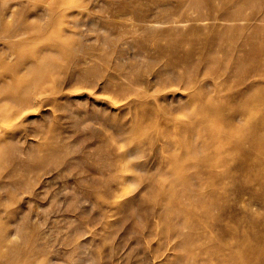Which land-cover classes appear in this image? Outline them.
Instances as JSON below:
<instances>
[{
  "label": "rangeland",
  "instance_id": "obj_1",
  "mask_svg": "<svg viewBox=\"0 0 264 264\" xmlns=\"http://www.w3.org/2000/svg\"><path fill=\"white\" fill-rule=\"evenodd\" d=\"M6 1L11 11L0 59L15 69L19 84L31 83L25 67L45 48L57 61L46 68L52 73L47 81L30 86V93L35 91L30 105L0 109V142L12 141L21 151L20 160L11 154L0 157V185H7L0 189V261L25 250L35 253L38 264H219L215 251L220 246H228V253L239 246L264 251V204H257L262 189L250 174L228 176L222 186H214L216 206L209 223L215 231L202 242V251L194 244L185 247L180 240H169L164 229L169 221H159L157 210L148 211L149 191L140 197V208L127 206L140 200L136 197L146 184L153 185L152 197L159 203L164 191L174 192L170 182L185 163L184 154L196 144H212L204 154L228 151L222 138L228 137L234 117L231 88L238 84V79L229 83L221 76L228 60L220 53L214 71L207 72L206 61L190 68L192 80L188 73L186 81L177 75L187 72L182 64L185 53L194 54L192 61L209 55L206 51L222 28L219 21H197L191 0H123V9L117 8L116 0ZM17 2L22 4L13 10ZM217 3L204 9L207 17L221 16L226 6ZM65 34L74 44L62 56L54 35ZM233 45L224 41L229 56L250 50ZM84 67L90 73L80 77ZM203 82L212 88L199 95ZM258 113L256 109L251 114ZM52 151L61 155L54 166L45 158ZM238 161V156L218 159L223 167L217 172L234 168ZM65 162L73 163L61 172ZM245 184L248 189L238 195ZM211 189L206 186L207 192ZM227 220L228 237L223 238L219 228ZM22 254L13 262H22ZM259 257L241 256L236 263L264 264V256Z\"/></svg>",
  "mask_w": 264,
  "mask_h": 264
},
{
  "label": "bare ground",
  "instance_id": "obj_2",
  "mask_svg": "<svg viewBox=\"0 0 264 264\" xmlns=\"http://www.w3.org/2000/svg\"><path fill=\"white\" fill-rule=\"evenodd\" d=\"M124 2L125 1H123V0H116L115 3L118 5L117 8H120V9L125 8ZM215 2H218L217 4L219 7L220 6H223V7L226 6L227 9H226V7H224V9L221 11L222 14L220 13L221 14L220 17H217V16L213 17V15H211L210 13L209 14L212 17L211 18L207 17L208 13L206 14L205 12H207V11H204V9L206 10L207 5L209 7L210 4L212 5ZM62 3H63V0H62ZM188 3L197 9V13H198V17L196 19L197 21L200 22V21H205V20L206 21L207 20H217L219 22H216V23H221L220 27H222V28H220L218 26L220 28V30L218 28L219 31H217L218 37L215 38L213 40V42L211 40L213 39V36H215V35L211 36L212 39L210 37V42H212L213 44L211 43L212 44L211 49L209 48L210 51H206V52H210L209 55L205 56L206 58L204 57L203 54H201L202 56L200 57V59L192 61L189 59H191L194 54L193 55H191V53H185L184 54V56H183L184 60H183L182 64H184L183 66L185 69L187 68V72L185 71L186 72L185 75L183 73L177 74L178 80L179 79L185 80L187 73L189 75V71L191 69L193 70V69L197 68V65L200 64L201 62H204V61H206L205 63H207V67H208V68L206 67L207 72H211V70L215 66L218 67L219 66L218 64H220V62H221V60H219V58L217 56H219L220 53L222 54V56H225L224 58H226L228 60V61H226L228 63V66L226 67L227 69L225 68L226 70L221 73V76L227 82H229L231 80L233 82V80L238 79L237 86L236 87L233 86L231 88V89H233V88L235 89V93L233 94V96H231L233 99L231 98L232 99V101L230 103L231 107L229 106L230 109L232 111H234L233 115L235 118L233 117V120L230 121V123H229L230 126H228V137L222 138V140L225 141V143L229 146V148H228V151L226 153L216 152L214 154H204L203 151L210 149L212 147V144L210 142L196 144L195 148L192 151H188L184 154L183 160L185 161V163L180 164L178 166L179 171H177V175H175L170 182L171 187H173V190L175 189L174 192L168 194L166 191H164V193H162L163 194L162 196L164 197V199L161 200V203H159L158 200L153 199V197H152L153 193L151 192V190L153 188V185L151 183L146 184L140 191L141 195H138L136 197V199H140V200L138 202L131 201L130 204H128L127 206L132 207L134 205H138V208H140V206H141L139 204V203H141L140 197H142V194L144 192L149 191V196L146 197L147 201H149L147 204L148 211H150L149 210L150 208L152 210H157L158 213L157 212L156 213L158 214L159 221H162V222L169 221L166 225V228H164L166 235L169 237V240L171 239V241L173 240V242H175L174 240H176V241L180 240L181 241V242L179 241L180 244L185 245V247L187 245L194 244V247L196 249L202 251L204 249V248H202V245H201L202 242L204 240H206L207 238H210V237L212 238L213 237V231H215L213 229L214 226H212V224L209 223L210 212H211L212 208H214L213 205L216 206V204H215V202H216L215 189L216 188L214 186H220V185L222 186V183L224 182V180L226 178H228V176L229 177H240V176H248V174L253 175L254 183L256 185L260 186V188L262 189L260 194L259 195L257 194L259 196L257 199L258 200L257 204L258 205H259V203L264 204V160L262 158V156L264 157V0H230V1H228V0H191ZM230 3H233L234 7L232 9H230V7H229L230 10H228V6H230ZM21 4L22 3L17 2L15 4L13 10L15 8L19 7ZM112 4H114V3H112ZM214 6H216V5H213L211 8L213 9ZM218 6H216V7H218ZM79 7H80V5H79ZM223 7H221V8H223ZM8 9H9V6H8L7 1L6 0H0V42L1 41L5 42L8 39L7 33H8L9 25L7 22V18L10 14V11H11V10L9 11ZM212 9H211V11H212ZM216 9L217 8L214 9V12ZM247 9L248 10L250 9L251 11L246 12ZM158 10H159L160 14H162L164 12V9H162V8H159ZM170 10L174 11L172 9H170ZM218 11H220V9H218ZM214 12H211V13H214ZM165 13H167V12H165ZM162 15H164V13ZM12 16H13V14H12ZM24 16H25V14H24ZM164 16H166V15H164ZM171 16H173V15H171ZM44 17H46V16H44ZM22 19H21V21H22ZM71 19H73V18H71ZM163 19H164V17H163ZM164 20L165 21L167 20V23H168V19H164ZM165 21H155V22L159 23V24L160 23L164 24V23H166ZM172 22H174L173 19H172ZM207 22H209V21H207ZM19 23H21V22H19ZM76 25H77V23H76ZM79 25L80 24L78 23L77 26H79ZM70 26H71V24H70ZM205 26H203V28ZM21 27H23V26H21ZM154 28H156V27H152L151 29H154ZM38 29H40V28H38ZM45 30H46V28H45ZM76 30H77V28H76ZM203 30H205V28ZM207 30H209V29H207ZM212 30H215V29H212ZM21 34H23V33H21ZM76 35H77V33H76ZM15 37H18V35H16ZM66 37H67L66 34L64 36H55L54 35V38H55L57 45H58V48L61 51L60 55H62V56H64L66 54V52L68 51V48L70 49V47L74 44V42L72 40L67 39ZM208 38L209 37H207L206 39H208ZM226 40H228L229 46H230V44L233 45V44L237 43L239 46V49L244 48V47H249L250 50L247 48V50H249V52L247 54L242 55V53H240L239 55H237L235 57L229 56L228 49L224 48V41H226ZM210 42L206 41V43H210ZM202 43L204 46L205 43L204 42H202ZM76 45L78 46V44H76ZM178 45H179V43H178ZM233 46L236 47V45H233ZM19 47H21V46H19ZM223 48L225 49V51ZM228 48H230V47H228ZM45 49L42 52L40 57H35V59L32 60L25 67V70H24L25 74L27 76H30V78H31V83L27 84V85L19 84V76H16L17 72L15 71V69H13V67L11 68V66H8V65L2 63V61L0 59V68H1V71H0V109L7 104H9L11 106H17L18 108L31 104L30 102L33 99V98L31 99V95L34 96L35 91L33 93H30V90H29L30 86L31 87H32V85L33 86H41L44 81H47L46 79H49L52 76V73L47 71L48 69L46 70V68L48 66H51L52 64H56V61H57V57H55V56L53 57L51 55L52 52L45 50ZM73 52H75V51H73ZM241 52H243V51H241ZM73 54L75 56V53H73ZM73 54L71 53L72 56H73ZM71 55L69 56L70 58H71ZM74 56H73V58H74ZM74 59H76V58H74ZM81 63H83V62H81ZM230 63L235 64V65L230 66L229 65ZM52 68H54V67H52ZM184 68H181V69H184ZM89 71H90V68H88V69H87V67L82 68V72L80 71V73H79L80 77L86 76L88 73H90ZM213 71H214V69H213ZM53 72H54V70H53ZM207 72L204 73V76L208 75ZM5 75L6 76L12 75V77H15V78H14V80L11 81V80H8ZM177 75L175 74V76H177ZM73 77L74 76L72 75V79H73ZM193 77L194 76H192V74H190L188 79L192 80ZM236 80H235V82H236ZM187 84L188 83H186V85ZM202 84H203V86H200L197 89V93L199 95L202 94L201 92H205L206 89L209 90L211 87L210 82H208V83L203 82ZM189 85H191L190 82H189ZM33 88H31V89H33ZM195 88H196V86H195ZM37 93H39V92L37 91ZM207 93H208V91H207ZM256 109L259 110V112H260V113H258L260 115L258 117L253 116L251 114L252 111L256 110ZM238 118H239V120H237ZM211 135L216 139L217 136L215 134H211ZM196 136H198V135H196ZM194 137H195V134H194ZM246 145L248 147H246ZM5 154L13 155L15 157L14 158L15 161L18 159L19 160L21 159V155H20L21 151H19L16 148L15 144H13L12 141L0 142V157H2ZM62 154H64V153H62ZM59 156H61L60 153L52 151V152L47 153L45 158H47L46 160H49L48 162L51 164V162H53L54 159H59L58 158ZM231 156H233V157L238 156V160H239L238 164L234 168H233V166H229L228 169H222L221 172H217L218 168L223 167L217 163L218 159H224L225 160V159H229ZM36 160H38V159H36ZM42 160L43 159L41 158L40 161L43 162L44 160L43 161ZM40 161H37V162H40ZM37 162H34V163H37ZM45 162H47V161H45ZM72 163H70V164L66 163L65 166L62 164L63 168L61 169V172L68 171L71 168ZM43 164L44 163H41V165H43ZM51 165L54 166V162ZM79 165H81V164H79ZM33 166H36V164H33ZM36 167L38 169V165ZM223 170H224V172H223ZM245 183H248V182H245ZM249 184H252V186H254L253 183H248L247 185H249ZM247 185L245 184L244 187L241 188V190L238 189L239 192H241V193H238V195L241 196L242 191L245 188L248 189L246 187ZM6 186L7 185L1 184L0 189H4V188H6ZM159 186L163 187L164 184L159 185ZM206 186L207 187L210 186L212 189L207 192ZM164 187H163V189H164ZM227 188H228V186H227ZM243 194H245V193H243ZM86 196H84V198ZM86 200H87V198H86ZM227 204H228V202H227ZM249 204H251L250 206H252L253 205L252 201ZM227 207H228V205H227ZM262 207H263V205H262ZM123 209H124V207H123ZM142 209L146 210V207L142 208ZM226 211L227 210H225V212ZM223 212H224V210H223ZM146 215H148V214H146ZM226 215H228V213ZM215 216H216V214H215ZM221 216H222V214H221ZM221 221L222 220H220V219L216 220L217 223H220ZM164 227H165V225H164ZM217 228H216V231H218ZM219 229L221 230V232H220L221 237H223V238L228 237V230H229L228 220L224 224V226L222 225L221 228H219ZM187 230H188V232H187ZM197 230H198V233L196 232ZM195 232H196V234L193 235V233H195ZM179 242H177V243H179ZM189 249H191V248L189 247ZM187 250H188V248H187ZM23 251L22 250L17 251L15 254H13V257H11L9 259H5V260L1 259L0 264H38L36 262V260L34 259L35 253L32 254V252L30 253L29 251H26V252H25V250H23ZM34 252H35V250H34ZM215 253L218 257L219 264H237L236 260H237V258H240L241 256L257 255L258 257L260 256L261 258H262V256H264L263 250L255 251L252 248H248L246 246H239L236 249H232L228 253V246L224 245V246L218 247L216 249ZM19 254H22V256L24 257L23 261L20 263L13 262L16 255H19ZM0 258H2L1 255H0Z\"/></svg>",
  "mask_w": 264,
  "mask_h": 264
}]
</instances>
